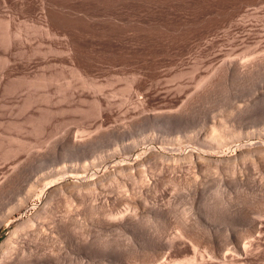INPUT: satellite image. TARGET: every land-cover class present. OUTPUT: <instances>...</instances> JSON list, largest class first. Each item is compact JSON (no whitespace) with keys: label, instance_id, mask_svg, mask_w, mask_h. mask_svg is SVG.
<instances>
[{"label":"rangeland","instance_id":"1","mask_svg":"<svg viewBox=\"0 0 264 264\" xmlns=\"http://www.w3.org/2000/svg\"><path fill=\"white\" fill-rule=\"evenodd\" d=\"M0 49V175L14 169L19 179L1 194L0 213L65 162L104 157L88 170L102 173L149 146L168 147L165 153L176 158L194 148L208 161L159 160L143 165L147 174L140 166L151 184L135 170L134 178L120 176L91 196H61L54 221L72 212L59 223L69 235L43 226L48 236L28 240L34 252L25 251L30 259L19 264H264V160L248 158L228 170L209 165L238 153L239 144L264 141V0H0ZM245 60L248 72L236 66ZM213 118L233 133L231 142L211 149L201 136ZM133 140L136 149L124 153ZM35 196L1 223L0 244L35 210ZM103 205L122 217H101ZM182 218L194 244L188 234L174 238ZM238 237L251 260L237 256ZM50 243L56 250L47 249ZM59 246L65 250L57 254Z\"/></svg>","mask_w":264,"mask_h":264},{"label":"bare ground","instance_id":"2","mask_svg":"<svg viewBox=\"0 0 264 264\" xmlns=\"http://www.w3.org/2000/svg\"><path fill=\"white\" fill-rule=\"evenodd\" d=\"M40 1H44L45 2V0H40ZM44 5V4H43ZM45 10V9H44ZM54 13V12H53ZM49 15V14H48ZM53 15V14H52ZM53 16H51L49 19H51ZM48 19V18H47ZM54 19V18H53ZM48 21V20H47ZM55 21V20H54ZM58 21V20H57ZM11 22V21H10ZM56 22V21H55ZM52 24V23H51ZM48 25V27L50 26V24L48 23L47 24ZM10 26V25H9ZM8 27V26H7ZM51 27V26H50ZM48 29H51V28H48ZM47 29V30H48ZM8 30V29H7ZM5 33V32H4ZM9 34V33H8ZM7 34V35H8ZM2 41V40H1ZM2 44H3V42H1ZM70 44V43H69ZM77 45H78V43H76ZM12 45V44H11ZM10 45V46H11ZM16 45V44H15ZM65 45V44H64ZM66 45H68V44H66ZM72 45V44H71ZM6 47V46H5ZM9 47V46H8ZM7 47V48H8ZM15 47V46H14ZM59 47H61V46H59ZM10 48H12V46L10 47ZM56 48V47H55ZM78 48V47H77ZM9 49V48H8ZM25 49V48H24ZM65 49V48H64ZM69 49V48H68ZM72 49H74V48H72ZM1 50V49H0ZM10 50V49H9ZM26 50H27V48H26ZM70 50H71V47H70ZM25 51V50H24ZM51 51V50H50ZM49 51V52H50ZM66 51V50H65ZM68 51V50H67ZM66 51V52H67ZM76 51V50H75ZM27 52V51H26ZM35 52V51H34ZM7 53V52H6ZM17 53V52H16ZM56 53V52H55ZM71 53H74L72 50H71ZM76 53V52H75ZM122 53V52H121ZM5 54V53H4ZM11 54V53H10ZM70 54V53H69ZM15 55V54H14ZM80 55V54H79ZM11 56V55H10ZM17 57V56H16ZM73 57V56H72ZM4 58V57H3ZM47 59V58H46ZM72 60H74L75 61V59H72ZM243 60V59H242ZM27 61V60H26ZM73 61V62H74ZM82 61V60H81ZM85 62V61H84ZM245 62V63H244ZM243 63H242V65L240 66V64H241V62L239 63V65H236V66H238V67H240L239 68V70H241L242 69V71H243V69L245 70L248 66L246 65V60L244 61ZM254 62V61H253ZM250 65V64H249ZM25 66V65H24ZM256 66V65H255ZM10 68V67H9ZM77 68V67H76ZM75 68V69H76ZM79 69V68H78ZM78 69H77V71H78ZM84 69V68H83ZM228 69V68H227ZM254 69V68H253ZM13 70V69H12ZM81 70V69H80ZM238 70V69H237ZM238 70V71H239ZM84 71V70H83ZM86 71V70H85ZM241 71V72H242ZM246 71H247V69H246ZM2 72V71H1ZM87 72V71H86ZM248 72V71H247ZM23 73V72H22ZM26 73V72H25ZM81 74H83L82 73V71L80 72ZM79 73V74H80ZM85 73V72H84ZM88 73V72H87ZM16 74V73H15ZM80 74V75H81ZM219 74V73H218ZM217 74V75H218ZM84 75V74H83ZM77 76H78V74H77ZM89 76V75H88ZM216 76V75H215ZM215 76H213V77H215ZM222 76H223V74H222ZM222 76H219V77H222ZM44 77V76H43ZM85 77H86V75H85ZM84 76L82 77V79L83 78H85ZM218 76H216L215 77V79L217 78ZM38 78V77H37ZM44 78H46V77H44ZM80 78H81V76H80ZM40 79H41V77H40ZM39 79V80H40ZM90 79V78H89ZM212 79V78H211ZM213 80V82L214 81H217V80ZM221 79H223V78H220V80ZM6 80V79H5ZM36 80V79H35ZM38 80V79H37ZM36 80V81H37ZM43 80V78L41 79V81ZM50 80H52V79H50ZM49 80V81H50ZM83 80H85V79H83ZM83 80H82V82H83ZM211 80V81H212ZM218 80H219V78H218ZM219 80V81H220ZM91 81V80H90ZM210 81V82H211ZM222 81V80H221ZM3 82V81H2ZM35 82V81H34ZM88 82V81H87ZM207 82H208V80H207ZM210 82H209V85H210ZM41 83V82H40ZM40 83H37V84H40ZM90 83V82H89ZM92 83H93V81H92ZM212 83V82H211ZM221 83V82H220ZM9 84V83H8ZM34 84V83H33ZM45 84V83H44ZM43 84V85H44ZM84 84H86L85 83V81H84V83H83V85ZM88 84V83H87ZM87 84L86 85H84V86H87ZM208 84V83H207ZM218 84V86H219V83H217ZM216 84V85H217ZM41 85V84H40ZM90 85V84H89ZM96 86H97V84H95ZM94 85V86H95ZM134 85V84H133ZM132 85V86H133ZM209 85L208 86H206V84L204 85V86H206V87H208L209 89H210V87H209ZM211 85H215L214 83H212ZM215 85V86H216ZM33 86H35V84L33 85ZM39 86V85H38ZM217 86V87H218ZM7 87V86H6ZM30 87V86H29ZM40 87V86H39ZM205 87V88H206ZM214 86H212V88H213ZM216 87V88H217ZM91 88H93V85H92V87ZM97 88V87H96ZM131 86H130V90H131ZM204 88V87H203ZM211 88V89H212ZM215 89V88H214ZM219 89V88H218ZM133 90H134V88H133ZM136 90V89H135ZM140 90V89H139ZM203 90V91H202ZM201 90V92L200 93H202V92H205L206 91V89L204 90V89H202ZM208 90V89H207ZM132 91V90H131ZM210 91V90H209ZM213 91V90H212ZM3 92V91H2ZM135 92V91H134ZM115 93V92H114ZM203 94H208V93H203ZM199 95V94H198ZM202 95V94H201ZM205 95V96H206ZM101 101V100H100ZM195 101V100H194ZM98 103H99V101H97ZM98 103H97V105H98ZM104 104V103H103ZM186 104V103H185ZM102 105V104H101ZM100 106V105H99ZM98 107V106H97ZM101 107V106H100ZM102 108V107H101ZM101 108H99V109H101ZM222 109V108H221ZM238 110V109H237ZM222 111V110H221ZM101 112V111H100ZM235 112V111H234ZM183 114V113H182ZM212 117H214V116H212ZM216 117V116H215ZM219 118V117H218ZM215 119V118H213L212 120H213V122H211V123H209V126L207 127L206 126V128H204V133L202 134V136H201V142H203L204 144H207V145H209V148H211L212 146L213 147H221V146H224V145H226L229 141H230V133L232 134L233 132H231L230 131V127H228L229 129H226V127L227 126H225L226 124H224V122L223 121H221L220 119H222V118H220V119ZM210 120V119H209ZM210 122V121H209ZM205 127V126H204ZM230 131V133H229V131ZM235 133V132H234ZM152 136L151 137H153V138H156V135L155 134H151ZM107 136V135H106ZM236 136H238V135H236ZM236 136H235V140H237V138H236ZM150 137V138H151ZM241 137V136H240ZM146 138V137H145ZM147 138H149V137H147ZM146 138V139H147ZM149 138V139H150ZM159 138V137H158ZM77 139V138H76ZM75 139V140H76ZM77 140H79V139H77ZM234 140V139H233ZM25 141V140H24ZM87 141V140H86ZM90 141V140H89ZM137 142L138 141H135V140H133L132 142H130L127 146H128V150H125L126 148H127V146H126V148L124 149V153L125 152H129L130 150L132 151V149L131 148H133V150H135L136 148L135 147H137L138 145H137ZM149 142V141H148ZM147 142V143H148ZM158 142V141H157ZM231 142V141H230ZM83 143H85V142H83ZM82 143V144H83ZM145 143V142H144ZM161 142L159 141V144H160ZM232 143H234L233 141H232ZM253 143V142H252ZM252 143H243V144H239L238 145V149H239V152L238 153H235V154H231V155H229V156H221V157H217V158H212V160L210 159V157L209 158H207L206 157V159H210V164L209 165H213V164H211L212 162H214V163H216V164H221V167H222V165L224 164L225 166H223L224 167V169H226L225 167L226 166H230V168L232 169V167L233 168H235L234 166H236L237 167V165H239V162H241L242 163V161L241 160H243V161H245L246 159H258V160H264V141L262 142V141H258V142H254V144H252ZM23 144V143H22ZM90 144V143H89ZM23 145H25V144H23ZM146 145V144H145ZM150 145V144H149ZM229 145V144H228ZM183 146V145H182ZM211 146V147H210ZM237 146V145H236ZM21 147V146H20ZM23 147V146H22ZM21 147V148H22ZM82 147V146H81ZM145 147H147V146H145ZM160 147L161 146H149V147H147L144 151H142V152H140L139 153V155L137 154V156L136 157H132V155H125V156H127V160L126 161H123V162H121V163H118L119 161H117V163H116V161H115V164L113 163V165H109V166H113L111 169H107V170H103L104 172H102V173H97L96 172V170L94 171L93 170V172L91 171L90 173L88 172V170L91 168V167H95V166H98L97 164H99V163H101V162H103L104 161V157H100L99 158V162H95V161H93L92 162V164L91 163H87V162H84V163H69V164H67L66 162L65 163H63V165H61L60 166V168H54V169H52V171L50 172V173H48L46 176L44 175V177H43V179H44V181L43 182H41V181H39V180H36L35 179V181L33 182V183H31L30 184V186H29V188H27V190L25 191V192H23V193H21L17 198H15L10 204L8 203V204H6L7 206H5V209L3 210V211H1V213H0V225H1V223H3V221H7V220H9L10 219V216L14 213V212H16V211H18L21 207H23V205H25V203L27 202V200L29 199V197L30 196H32V195H36L35 197L38 199V202L39 203H37L36 204V206H35V210L27 217V218H25V219H23L19 224H17L16 225V227L12 230V231H10L9 233H8V236L2 241V243L0 244V264H19L21 261V263H23V261H25V259H30V258H28V257H25L26 255H28L29 254V252L31 253H33L34 251H33V249H31V247L32 246H29L30 245V243H29V241L28 240H30V242H31V240H33V242L35 241V240H39V237H40V233L42 234H45V235H47L48 236V234H47V232H45V230H49L50 231V233H52L53 231H61L62 233H63V235H69V230H68V227L66 228L65 226H62V224L60 225L59 223H61V222H63L64 224H65V221H64V219L65 220H67L66 219V217L70 214H73L72 212H71V208L69 207V206H71L72 207V205H71V203H70V205L68 204L69 202H71V201H67V198L65 199L66 200V202H67V207H69L68 209L70 210V212L71 213H68V211L69 210H67V207H66V209L65 210H67V213H68V215L66 216V217H64V219H63V221L60 219L59 221H61V222H58L57 220H58V218H57V222L56 221H54V219H56V217L55 216H53V213L55 214V212L53 211L54 209H55V207H54V204H55V202L58 200V198H60L61 196L63 197H61V199H64L65 197L64 196H66V197H68L69 195L70 196H72V194H74V197L76 196V195H80L82 192H84V191H87V192H90L89 193V195L90 194H92L91 193V191H94V190H96L97 191V189H100L101 190V188L105 185V183L107 182H109V181H111V180H115V179H117L118 177H120V176H122V177H124L123 175H130L132 178H134L132 175H136L135 174V170H137V171H139V170H142L141 168L143 167V170L145 171H139V172H141V174L140 175H142V173L144 172V173H146V167H147V165H150L149 167H151V164H148V163H151V162H158L159 160H160V162H161V160H171V161H177V162H179L178 160H181V159H183V161L185 160V161H193V160H195V161H197V160H199V162H200V160H202V162H203V160L205 159V157L204 156H202L199 152H197L194 148H188V149H185V151L182 153V156L180 157H173V155H172V157H171V155L169 156V155H167L168 154V152H167V154L165 153V151H166V149L168 148H166L165 149V151L163 152L161 149H160ZM162 147H163V145H162ZM184 147V146H183ZM206 147V146H205ZM211 148V149H214V148ZM235 147V146H234ZM25 148V147H24ZM80 148V147H79ZM78 148V149H79ZM83 148V147H82ZM81 148V149H82ZM84 148H86V146L84 147ZM172 148V147H171ZM227 148H228V146H227ZM122 149V150H123ZM168 149H170V148H168ZM172 149H174V148H172ZM171 149V150H172ZM164 150V149H163ZM214 151H216V150H214ZM217 151H219V150H217ZM221 151H222V149H221ZM10 152V151H9ZM138 152V151H137ZM120 153H122V152H120ZM134 153V152H133ZM223 154V153H222ZM6 155V154H5ZM33 155V154H32ZM123 155V154H122ZM220 155V154H219ZM124 156V157H125ZM134 156V155H133ZM65 157V156H64ZM107 160V159H106ZM253 160H251L252 162H253ZM97 161V160H96ZM182 161V160H181ZM239 161V162H238ZM106 162V161H105ZM169 162V161H168ZM168 162H166V164L168 163ZM206 162H208V161H204L203 163H206ZM238 162V163H237ZM257 161H254V163H256ZM260 162V161H259ZM259 162H258V164H259ZM264 161H262L261 163H263ZM159 163V162H158ZM157 163V164H158ZM163 163H164V161H163ZM193 163H194V161H193ZM235 163H237V165H235ZM240 163V164H241ZM260 163V164H261ZM144 164H147V165H145V166H143ZM155 164V163H154ZM162 164V163H161ZM165 164V163H164ZM171 164H173V163H171ZM175 164V163H174ZM197 164V163H196ZM216 164H214L213 165V167L215 166L216 167ZM233 164H234V166H233ZM257 164V165H258ZM60 165V164H59ZM101 165V164H100ZM168 165V164H167ZM202 165H204V164H202ZM140 166H142V167H140ZM155 166V165H154ZM157 166H159V165H157ZM157 166H155V167H157ZM166 166V165H165ZM170 166V165H169ZM176 166V165H175ZM196 166V165H195ZM194 165H193V167H195ZM201 166V165H200ZM229 166L227 167L228 169H229ZM59 167V166H58ZM99 167V166H98ZM148 167V168H149ZM162 167V166H161ZM171 167H173V166H170V168ZM197 167V166H196ZM222 167V168H223ZM140 168V169H139ZM146 168V169H145ZM152 168V167H151ZM157 168H159V167H157ZM156 168V169H157ZM169 167H167V169H168ZM201 168V167H200ZM217 168H218V165H217ZM16 169H18L17 167H16ZM23 169V168H22ZM224 169H222V170H224ZM228 169H226V170H228ZM10 170V169H9ZM8 170V171H9ZM51 170V169H50ZM97 170H98V168H97ZM149 170H151V169H149ZM17 171V170H16ZM14 169H12V171L11 172H9L8 174H6V175H4V176H2L1 177V175H0V196H1V194L4 192V191H6V190H8V189H10L11 187H12V185L14 184V181L16 180V179H18V177H17V172H16ZM21 171V170H20ZM99 171V170H98ZM137 171H136V173H137ZM19 172V171H18ZM48 172V171H47ZM134 172V173H133ZM5 173V172H4ZM133 173V174H132ZM143 173V174H144ZM3 174V173H2ZM147 174V173H146ZM145 174V175H146ZM19 175H22V173L21 174H19ZM138 175H139V173H138ZM140 175L138 176V178L140 179L141 177H140ZM145 175L143 176L144 178H145ZM129 176V177H130ZM17 177V178H16ZM38 177V176H37ZM122 177H120L121 179H123ZM126 177V176H125ZM124 177V178H125ZM130 177V178H131ZM130 178H128V179H130ZM130 179V180H133V179ZM136 178H137V176H136ZM135 178V179H136ZM144 178H141V179H144ZM153 178V177H152ZM174 178V177H173ZM40 179H41V177H40ZM126 179V178H125ZM139 179H136L137 181L139 180ZM146 179V178H145ZM150 179V178H149ZM149 179H146V181H148ZM165 179V178H164ZM19 180V179H18ZM17 180V181H18ZM136 180H133V181H136ZM154 180V179H153ZM160 180V179H159ZM191 180V179H190ZM117 182H119L120 181V179H119V181H118V179L116 180ZM116 181H114L115 183H116ZM140 181H142V180H140ZM144 181V180H143ZM145 181V182H146ZM156 181V180H155ZM164 181V180H163ZM39 182H41L40 184H39ZM141 183V184H144L145 186H147L146 184L148 183ZM151 181L149 180V184H151L150 183ZM175 182V181H174ZM186 182V181H185ZM113 183V182H112ZM135 183V182H134ZM138 183H139V181H138ZM164 183V182H163ZM178 183V182H177ZM17 184V183H16ZM109 184V183H108ZM118 184V183H117ZM140 184V183H139ZM156 184V183H155ZM174 184V183H173ZM180 184V183H179ZM138 185V184H137ZM14 186V185H13ZM107 187H108V185H106ZM104 187L105 189L107 188V187ZM111 186H112V184H111ZM141 186H143V185H141ZM149 188L151 187V188H154V186L152 187V186H148ZM103 188V189H104ZM147 188V187H146ZM148 188V190H150ZM114 189V188H113ZM11 190V189H10ZM99 190V191H100ZM109 190V189H108ZM122 190V189H121ZM12 191V190H11ZM96 191L95 192H93V193H96ZM102 191V190H101ZM7 193H8V191H7ZM97 193H99V192H97ZM101 193V192H100ZM99 193V194H100ZM105 193V192H104ZM88 194V193H87ZM125 194V193H124ZM82 195L83 194H81L80 196L82 197ZM85 195H86V192H85ZM131 195V194H130ZM88 196V195H87ZM91 196V195H90ZM3 197V196H2ZM79 197V196H78ZM77 197V198H78ZM81 197H79V198H81ZM85 196H83V198H84ZM1 198V197H0ZM69 199H70V197H68ZM73 198V197H72ZM124 199V198H123ZM60 200V199H59ZM84 201V200H83ZM58 202V201H57ZM66 202H65V204H66ZM113 202V201H112ZM111 202V203H112ZM61 203V202H60ZM114 203V202H113ZM131 203V202H130ZM27 204V203H26ZM64 204V205H65ZM100 204H102V203H100ZM103 204H104V202H103ZM115 204V203H114ZM57 205V204H56ZM108 205V204H107ZM113 205V204H112ZM57 206H59V205H57ZM56 206V207H57ZM61 206V205H60ZM66 206V205H65ZM104 207H105V205H103ZM103 206H100V207H103ZM115 206V205H114ZM186 206V205H185ZM184 206V207H185ZM257 206V205H256ZM64 207V206H63ZM77 207V206H76ZM109 207V206H108ZM107 207V208H108ZM116 207V206H115ZM90 208V207H89ZM97 208V207H96ZM107 208L105 207L104 208V211L105 210H107ZM111 208V207H110ZM112 208H113V206H112ZM77 209V208H76ZM99 209H101V208H99ZM98 209V210H99ZM109 209V208H108ZM114 209V208H113ZM113 209H110V210H107V211H105V213L103 214V216H101V217H104L105 215V217L107 218V217H109V218H112V220H113V218H117V219H120L122 216L120 215V212H119V215H117V214H114V212H113ZM92 210V209H91ZM112 210V211H111ZM115 210H118V208L117 209H115ZM99 211H101L102 213H103V211H102V209L101 210H99ZM181 211V210H180ZM184 211V210H183ZM260 211V210H259ZM182 212V211H181ZM247 212V211H246ZM75 213V212H74ZM100 213V212H99ZM115 213H117V212H115ZM185 213V212H184ZM101 214V213H100ZM179 214H181V213H179ZM187 214V213H186ZM259 214V213H258ZM69 215V216H70ZM124 215V214H123ZM75 216V215H74ZM121 216V217H120ZM182 216H184V215H181V217ZM185 216H187V215H185ZM184 216V217H185ZM53 217H55V218H53ZM62 217V218H63ZM120 217V218H119ZM68 218V217H67ZM73 219V217H70V219ZM75 218V217H74ZM71 219V220H72ZM77 219V218H76ZM179 219H180V217H179ZM191 219V218H190ZM71 220H68V221H71ZM102 220V219H101ZM114 220H116V219H114ZM189 220V219H188ZM74 221V222H73ZM73 221L71 222V226L73 225V224H76L77 223V227L78 228H80V229H82V224H81V222L80 223H78V222H76V220L75 219H73ZM119 221V220H118ZM151 221V220H150ZM178 221V220H177ZM10 222V221H9ZM67 222V221H66ZM143 222V221H142ZM149 222V221H148ZM63 224V225H64ZM142 224V223H141ZM180 224V223H179ZM70 225V224H69ZM151 225V224H150ZM157 225V224H156ZM178 225V224H177ZM193 225V224H192ZM43 226H45L46 228H44ZM70 226V227H71ZM74 226H76V225H74ZM73 227V226H72ZM76 227V228H77ZM259 226H257V228H258ZM32 228H33V230L35 231V229L34 228H37V231L38 230H40L41 232H39V234H38V232L37 233H34V231L32 232V231H30V230H32ZM180 228V227H179ZM181 231L176 235V236H174V238H177V239H179L180 238V236H181V238L179 239V240H181L182 239V237L183 238H185L186 236L184 235V234H188V238L187 239H192L193 238V236H195V233H193L194 231H192V229H190L191 228V225L190 224H188L186 221H185V219H181ZM261 228V227H260ZM70 229V228H69ZM177 229V228H176ZM71 230V229H70ZM157 230V229H156ZM159 230V229H158ZM260 230V229H259ZM258 230V231H259ZM261 230H262V228H261ZM205 231V230H204ZM255 231V230H254ZM58 232V233H59ZM83 232V231H82ZM162 232V231H161ZM260 232H262V231H260ZM74 234V233H73ZM37 235H39V236H37ZM53 235H55V234H51L50 235V237H51V239H52V237H54ZM179 235V236H178ZM190 235V236H189ZM199 235V234H198ZM38 238H37V237ZM46 236V237H47ZM172 236V237H173ZM192 236V238H189V237H191ZM33 237H36L37 239H35L34 240V238ZM55 237H56V235H55ZM66 237H68V236H66ZM172 237H169L170 239L172 238ZM65 238V237H64ZM63 238V239H64ZM70 238V237H69ZM161 238V237H160ZM168 238V239H169ZM54 239V238H53ZM74 239V238H73ZM167 239V241H168V245H169V247L170 246H172V245H174V243L173 242H175V241H177L176 239L174 240H168ZM186 239V240H187ZM194 239L195 238H193V240H191V241H193L192 243L194 244L195 242H196V240L197 239H195V241H194ZM41 240V239H40ZM58 240V239H57ZM66 241H67V238L65 239ZM69 241H70V239H68ZM178 240V241H179ZM183 240V239H182ZM254 239H252L251 241H253ZM51 241V240H50ZM52 241H55V243H57L56 242V240H52ZM72 241V240H71ZM250 240H249V242H251ZM33 242H31V244L33 243ZM36 242V241H35ZM241 242H242V245L243 246H240V244H241ZM48 243V242H47ZM61 243V242H60ZM176 243V242H175ZM181 243V242H180ZM183 243H185V242H183ZM192 243H190V245L192 244ZM199 243V242H198ZM255 243V242H254ZM36 244H37V242H36ZM49 244V243H48ZM47 244V245H48ZM52 243H50V245H51ZM179 244V243H178ZM177 244V245H178ZM192 244V245H193ZM228 244V243H227ZM237 244H238V248H239V251H237V249H236V251L238 252V253H241L240 255L235 251V248H234V251H235V253H233V254H238L237 256H241L240 258H242L243 260H245V262L247 261V260H251V257L252 256H250L249 254H251L250 252V250H249V247H248V250L250 251V252H247V247H246V245H247V243L244 245L243 244V241H241V237H238L237 238ZM191 245V246H192ZM200 245V244H199ZM34 246H37V245H34ZM51 246H53V247H51ZM49 248L47 247V249H52L51 251H53L54 249L56 250V244H52ZM58 246V245H57ZM175 246V245H174ZM194 246V245H193ZM193 246H192V249H193V251H194V254L196 253L195 251H196V248L194 249L193 248ZM173 247V246H172ZM211 247V246H210ZM231 247V246H230ZM234 247H235V245H234ZM253 247V246H252ZM252 247H250V249H252ZM37 248V247H36ZM64 248H66V247H64ZM168 248V247H167ZM38 249H39V247H38ZM42 249V248H41ZM40 249V250H41ZM46 249V248H45ZM63 249V248H62ZM61 249V247L59 246V248L57 249L58 251H55V253H59L60 252V250H62ZM190 249V248H189ZM63 250H65V249H63ZM67 250V249H66ZM130 250V249H129ZM206 250V249H205ZM25 251H27V253L28 254H25ZM29 251V252H28ZM36 251V250H35ZM218 251V250H217ZM233 251V250H232ZM256 251V250H255ZM254 251V252H255ZM48 252V251H47ZM66 252V251H65ZM198 252V251H197ZM220 252V251H219ZM224 252H226V251H224ZM231 252V251H230ZM254 252L252 253V255L254 254ZM54 252H52L51 254L52 255H55V253L53 254ZM61 253V252H60ZM67 253V252H66ZM211 253V252H210ZM218 253V252H217ZM221 253V252H220ZM255 253H259L258 251L257 252H255ZM41 254V253H40ZM47 254V253H46ZM197 254V253H196ZM232 254V255H233ZM35 255V254H34ZM216 255V254H215ZM214 255V256H215ZM220 255V254H219ZM223 256L225 255L224 253L222 254ZM256 255V254H255ZM191 256H192V254H191ZM213 256V257H214ZM222 256V257H223ZM225 256H227V254L225 255ZM236 256V257H237ZM254 256V255H253ZM30 257V256H29ZM32 257V256H31ZM192 257H194V258H192ZM191 258H192V260H195V258H197V256L195 257V255H193ZM212 257V258H213ZM217 257V256H216ZM232 257H234V255L232 256ZM236 257L235 258H232V260L234 261V259H236ZM256 257V256H255ZM254 257V258H255ZM258 257V256H257ZM37 258V257H36ZM151 258V257H150ZM191 258H190V261L193 263V261L191 260ZM226 257H224V259H225ZM239 258V257H238ZM237 258V259H238ZM142 259V258H141ZM152 259V258H151ZM156 259V258H155ZM222 259V258H221ZM127 260V259H126ZM162 260V259H161ZM187 260V259H186ZM223 260V259H222ZM241 260V259H240ZM38 261V260H37ZM36 261V262H37ZM151 261V260H150ZM216 261V260H215ZM224 261H226V260H224ZM224 261H222V263L224 262ZM228 261V260H227ZM255 261V260H254ZM33 262V261H32ZM154 262V261H153ZM195 262V261H194ZM217 262V261H216ZM235 262V261H234ZM233 262V263H234ZM241 262H242V260H241ZM149 263H151L152 264V261L151 262H149ZM159 263V262H158ZM201 263V262H200ZM232 263V262H231ZM243 264H245L244 262H242ZM255 263V262H254ZM253 263V264H254ZM148 264V263H147ZM155 264V263H154ZM157 264V263H156ZM173 264V263H172ZM202 264V263H201ZM206 264V263H205ZM246 264H247V262H246ZM249 264H250V262H249Z\"/></svg>","mask_w":264,"mask_h":264}]
</instances>
